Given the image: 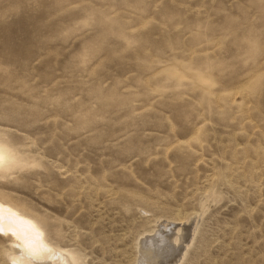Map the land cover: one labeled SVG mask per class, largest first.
<instances>
[{
    "label": "rangeland",
    "instance_id": "obj_1",
    "mask_svg": "<svg viewBox=\"0 0 264 264\" xmlns=\"http://www.w3.org/2000/svg\"><path fill=\"white\" fill-rule=\"evenodd\" d=\"M0 146L81 264H264V0H0Z\"/></svg>",
    "mask_w": 264,
    "mask_h": 264
},
{
    "label": "bare ground",
    "instance_id": "obj_2",
    "mask_svg": "<svg viewBox=\"0 0 264 264\" xmlns=\"http://www.w3.org/2000/svg\"><path fill=\"white\" fill-rule=\"evenodd\" d=\"M11 159L9 150L0 146V168ZM0 235L9 238L10 248L7 250V258L10 264H81L69 250L51 244L31 217L2 201H0ZM173 238L176 239L173 235L165 237L160 235L145 239L142 246L144 255L141 261L139 260V264H152L153 257L169 258L177 251L182 258L186 248L183 252L182 249L176 248L175 244H171ZM173 257L176 259L175 256Z\"/></svg>",
    "mask_w": 264,
    "mask_h": 264
}]
</instances>
